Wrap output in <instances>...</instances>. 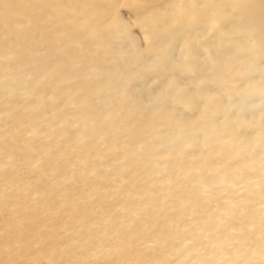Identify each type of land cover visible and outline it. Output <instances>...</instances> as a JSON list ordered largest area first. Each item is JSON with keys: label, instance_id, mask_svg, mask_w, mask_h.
Returning <instances> with one entry per match:
<instances>
[{"label": "bare ground", "instance_id": "bare-ground-1", "mask_svg": "<svg viewBox=\"0 0 264 264\" xmlns=\"http://www.w3.org/2000/svg\"><path fill=\"white\" fill-rule=\"evenodd\" d=\"M253 99L264 109V0H0V131L38 139L46 116L79 129L25 162L77 188L48 237L80 235L103 258L59 264H218L216 249L264 264V125L226 113ZM23 143L0 137L4 185ZM28 215L0 202V264L44 260L11 226Z\"/></svg>", "mask_w": 264, "mask_h": 264}, {"label": "rangeland", "instance_id": "rangeland-1", "mask_svg": "<svg viewBox=\"0 0 264 264\" xmlns=\"http://www.w3.org/2000/svg\"><path fill=\"white\" fill-rule=\"evenodd\" d=\"M135 34L140 37L138 30H135ZM169 77H171V75H167L166 77L159 76V78L154 79V84H163L165 79ZM150 81L151 78L145 81L143 85L150 86ZM183 109L185 112L180 111V114L186 115L187 113L189 116L191 115L190 112H187V107L183 106ZM226 113L228 116L235 114L243 115L251 125H264V109L261 108L260 102L256 99L251 100V102L241 103L238 108L229 107V111ZM8 117H11V115H8ZM215 120L217 123H220L222 121V116L216 115ZM43 121L45 124V130L40 124L38 129L39 140H44L47 137H51L49 135H53L54 138H60L67 146H70L71 143L68 141L70 133L77 134V131L79 130L73 125L67 126L65 124L56 123L50 116L44 117ZM6 122H11L9 124H16L12 123L13 121L10 120H7ZM4 125L5 123H0V126ZM17 128H24V126L19 125ZM261 131L262 129L258 132ZM23 132L24 133L21 135V141L29 147L19 155L18 159L12 160L11 158L6 159V157H4L1 161V164L3 165L1 170L2 174H4L2 180L9 181V183L4 185L3 181H0V185L3 187L4 196L1 197L0 202L5 203L8 207H15L18 210L26 211L29 214L28 219L23 225L18 226L17 223H11V226H16L22 231L28 229V233H22L21 236L18 234L19 238L23 241H30L36 253L46 252L43 258L44 260L39 261L38 264H51L48 262H54L52 264L71 263L74 260L82 263L103 259L98 256L99 249L96 246L90 247L89 243H91V241L89 242L83 239L80 235L72 236L70 234L66 235L65 233L59 232L56 234L55 238L48 237V235L55 230L58 222L56 212L58 207L62 206L60 195L65 194L66 196H69L75 193L77 188L73 187L71 179L68 181L65 178L63 172L52 173L48 176L47 181L42 182L37 177V171H30V166L26 165L25 162L30 161V163H32L35 161L33 158L35 156L34 154H36V150L33 147L38 143V139L30 134L27 129H24ZM0 137H2L3 141L6 143V145H4L8 147L9 143L14 145V141L15 143H22L21 141L14 140L9 133L6 134L3 130L0 131ZM199 145L201 144L199 143ZM259 154L263 156L264 162V146L261 148V153ZM95 173L97 175L107 174L104 171V167H97ZM140 184L143 187H148L151 182L148 178H141ZM238 186L239 184H234L233 188H237ZM59 188H64L65 190L60 192ZM219 188L220 187L217 189ZM71 191H73V193H71ZM108 204H113L117 208L119 207L118 204L112 202L103 205L107 206ZM127 204H130V202ZM127 204L124 203V205ZM42 209L48 212V216L45 217L42 215ZM10 210H14V208H10ZM212 222L215 224L214 220ZM0 230L5 231L4 229ZM33 237L35 240H33ZM186 245L187 244L183 243L179 246V255ZM216 251L218 264H222L221 258L223 254L217 249ZM233 254L239 257L244 256L242 249L234 251ZM252 259L257 263H260L261 254L253 255ZM173 261H175L173 264H187V261H192L191 264H199L192 259H186L185 262H180L177 259V256L172 259V262Z\"/></svg>", "mask_w": 264, "mask_h": 264}]
</instances>
